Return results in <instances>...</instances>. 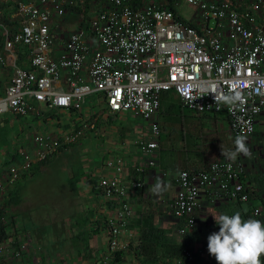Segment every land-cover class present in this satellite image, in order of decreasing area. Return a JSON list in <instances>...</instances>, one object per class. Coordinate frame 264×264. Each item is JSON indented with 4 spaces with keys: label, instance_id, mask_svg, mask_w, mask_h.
<instances>
[{
    "label": "built area",
    "instance_id": "obj_1",
    "mask_svg": "<svg viewBox=\"0 0 264 264\" xmlns=\"http://www.w3.org/2000/svg\"><path fill=\"white\" fill-rule=\"evenodd\" d=\"M6 1L15 5L21 26L13 29L0 20V64L12 70L0 99V112L9 110L19 116L59 109L77 112L91 94L109 115L131 111L151 119L158 111L162 91L173 89L196 114L225 111L235 139L254 133L264 108V0H252L241 12L227 0H183L192 6L200 29L171 7L104 0L102 10L83 18L71 30L63 21L67 7L75 4L72 0ZM223 29L233 43H223ZM21 47L29 53L28 66L15 60ZM226 95H239L242 100L215 102V96ZM81 118V125L62 133H37L33 156L21 150L22 162L9 167L8 183L32 161L46 159L76 142L93 124L87 115ZM159 131L158 122H153L151 134L139 144L143 153H156ZM148 162L154 164L155 160L149 158ZM241 170L240 159L224 156L205 167L180 168L173 174L176 190L168 209L183 222L182 237L197 225L203 190L212 188L217 197L247 200ZM99 182L107 197L126 194L116 178L104 177ZM132 186H142V181L135 180ZM252 209L256 217L261 214L260 205ZM115 211L116 217L109 220L112 251L127 246L119 237L133 212L126 204ZM11 242L0 240V264H17L23 259L26 243L15 247ZM193 258V251L186 250L174 264H191Z\"/></svg>",
    "mask_w": 264,
    "mask_h": 264
},
{
    "label": "crops",
    "instance_id": "obj_2",
    "mask_svg": "<svg viewBox=\"0 0 264 264\" xmlns=\"http://www.w3.org/2000/svg\"><path fill=\"white\" fill-rule=\"evenodd\" d=\"M79 4V9L83 12L86 6L81 7L84 0H72ZM219 1L225 0H205ZM230 7L244 11L247 4L252 0H227ZM100 3L103 9V3ZM133 6H142L146 3H155L160 6H167L174 9L175 13L183 20L193 23L200 29L196 16L193 15V8L183 0H129ZM71 6L69 5L67 9ZM90 10L89 18L100 11ZM81 11V14H82ZM80 13L76 10H67L64 15V23L68 29H75L82 24V19L76 17ZM0 15L5 19L4 24L10 25L13 29L20 28V19L15 5L9 1L0 0ZM221 39L226 45L233 43L230 40L227 29L221 32ZM3 48V37L0 33V48ZM26 49V48H25ZM59 53V52H57ZM16 62L20 66H28L29 53H25L23 48L18 49ZM21 64H19V62ZM12 70L7 65L0 64V99L5 96L6 88L10 83ZM176 98L179 107H184L180 96L173 89L164 90L161 93L160 105L156 117L148 119V123L143 125L118 123L119 116H140L133 112L107 114L103 104L93 95H87L81 110L73 112L66 109H59L50 113L29 114L19 116L9 110L0 112V208L4 209L5 222L7 224V237L11 244L18 247L26 243L27 250L23 259L17 264H46L45 257L41 252L42 236L48 233L44 225L50 223L55 229H63L74 232L79 228L76 242L68 243L62 247L66 250L68 258H73V264H174L175 259L182 258L173 255L175 250L182 246L193 251L194 257L200 258V264H217L215 257L208 251V236L219 231L216 224L221 214L232 215L240 212L242 218L249 219L253 215V207L260 205L261 214L256 220L264 222V108L258 114L254 133L246 138V145L250 148L251 154L245 156L238 154L235 159H240L242 170L240 176L244 182L247 192V200L240 201L229 196L214 195V189H205L200 193L201 208L196 213L197 225L182 237L179 229L183 222L172 218L168 203L172 199L176 185L173 174L180 168L199 169L205 167L209 162L223 158L221 150L224 152L235 150V138L232 134L231 121L226 112L205 113L202 115L191 112V126L197 140L200 136L206 140L204 151H197L193 157L184 158L182 156L168 155L165 157V148L162 141L163 128L158 114L165 104V96ZM170 96V97H171ZM171 97V98H172ZM170 106L174 103L169 102ZM87 115L88 120L93 123L85 129L84 134L76 141L60 152L52 154L43 160L32 161L28 169H22L18 178L8 183L7 173L9 167L20 164L22 157L21 150L33 156L36 145L33 143L34 136L39 132L62 133L63 131L76 128L82 123V115ZM158 122L159 148L156 153L147 155L140 149V141L150 135L153 122ZM167 133V132H166ZM206 134V135H205ZM87 140H92V148H98L102 153L100 161L85 159L80 165L68 164L66 184L68 192L64 200V205L71 204L70 210H78L74 214H67L62 217V225L56 227L55 210L62 208L59 202L53 210L39 208L34 205L30 197H26L23 191V180L32 175L36 169L46 164L54 156L73 148L74 145H82L87 148ZM90 149V148H89ZM174 157V162L171 158ZM149 158L155 160L154 164L148 162ZM112 161L111 165L108 162ZM169 169L170 174L167 172ZM104 177L116 178L126 194L114 195V198L104 194L100 179ZM157 178H163L165 183L171 188L156 194L152 187ZM141 180L142 186L133 187L135 180ZM81 198L79 202L77 197ZM116 197V198H115ZM68 198V199H67ZM78 201V203H76ZM122 204L128 205L132 210V215L125 227H122L120 241L127 244L125 248L112 251L110 248V225L109 220L116 217V209ZM45 207V206H43ZM81 211H80V210ZM55 216V217H54ZM75 216L79 220L74 221ZM2 217V218H3ZM53 218V219H52ZM80 221V222H79ZM67 222V223H66ZM69 222V223H68ZM206 249V250H205ZM264 257V256H263ZM195 261V260H194ZM191 264H198L196 261Z\"/></svg>",
    "mask_w": 264,
    "mask_h": 264
},
{
    "label": "rangeland",
    "instance_id": "obj_3",
    "mask_svg": "<svg viewBox=\"0 0 264 264\" xmlns=\"http://www.w3.org/2000/svg\"><path fill=\"white\" fill-rule=\"evenodd\" d=\"M101 2L102 0H84L80 8L86 6L85 12H83L81 9L78 10V3L73 4L75 5V8L74 6H71L67 10L73 9L80 12L76 15V17H80L81 20L90 14V10H100ZM170 96H165V105L162 106V111L158 114L159 120L167 132L166 133L163 130L164 133L162 135V141L165 148V157H167V154L174 157L175 155H178L182 156L183 160L184 158L193 157V155L199 150L204 151L203 145L206 143V140L202 137L203 135L200 136V140L196 139L190 121L191 117H193L191 116V112L187 108L179 107L176 103V98L172 96L171 98ZM171 101L174 103L173 106L169 105V102ZM155 115L156 114H154L151 119L156 117ZM148 121V119L145 120L142 117H134L131 115L127 116L126 118L119 116L117 122H123L124 124L129 125L131 124V126L134 127L136 124L142 125L143 123V125H145L148 123ZM87 142L89 143L87 144V148H85V146L82 147L80 144L74 145L73 148L63 152L61 155L52 157L46 164L36 169L32 175L21 180L24 183L23 191L25 196L30 197V200L33 202V204L37 205V210L39 208L53 210V208L59 204V202L62 203V208H59V210L54 209L56 214V217H54L55 219L58 218L57 220H59L56 223V227H59L64 223V221H61L63 216L78 212V210H70V207H73V205H64L63 199L66 198L68 192V184H66L65 179L67 175L68 164L65 162H69L70 164H74V166H76V164L80 165L81 161H84L85 159L93 160L95 163L100 161V155L102 154L100 150L98 148L91 147L92 140H87ZM186 155H188V157ZM174 157L171 158L172 163L174 162ZM167 172L170 174L169 169H167ZM174 173H176V171ZM76 197L80 202L81 198L79 196ZM78 201H76V203H78ZM73 218L74 221L79 220L78 216ZM172 219L173 216L171 220ZM51 224L52 223L44 225V228L48 230V233H44L42 236H40L42 238L40 239L42 241L41 243L44 244L40 250L45 257V263L73 264L74 259L68 258V252L66 250H62V247L66 246L68 243L71 244L77 241L79 228H76L74 232H68L67 230L60 228L55 229V227L51 226ZM194 260L198 264L201 262L199 257H194L193 261Z\"/></svg>",
    "mask_w": 264,
    "mask_h": 264
},
{
    "label": "clouds",
    "instance_id": "obj_4",
    "mask_svg": "<svg viewBox=\"0 0 264 264\" xmlns=\"http://www.w3.org/2000/svg\"><path fill=\"white\" fill-rule=\"evenodd\" d=\"M215 102L232 104L237 100H242L239 95H226L214 97ZM235 150L224 152L221 155L229 160H234L238 154L248 156L251 154L250 148L246 145V138L238 136L235 141ZM171 188L165 183L163 178H157L152 187V191L160 194ZM219 231L208 236V251L215 257L217 264H262L261 257L264 256V222L256 219H244L240 212L232 215L221 214L219 221Z\"/></svg>",
    "mask_w": 264,
    "mask_h": 264
},
{
    "label": "trees",
    "instance_id": "obj_5",
    "mask_svg": "<svg viewBox=\"0 0 264 264\" xmlns=\"http://www.w3.org/2000/svg\"><path fill=\"white\" fill-rule=\"evenodd\" d=\"M173 9V8H172ZM174 10V9H173ZM0 20L1 22H4L5 19L2 15H0ZM23 50L25 51V53H27L26 49L23 48ZM19 64H21L20 61H18ZM253 211V215L251 217V219H256V215H254V209L252 210ZM4 209L3 208H0V240L4 239L7 237V224L6 222L2 219L3 215H4ZM188 250L187 248H185L184 246H182L181 248H179L178 250H175L173 252V255L176 256V257H183V253L184 251ZM116 254L115 255H118L119 251L115 252ZM184 260V259H183ZM261 262L262 264H264V257L262 256L261 257ZM186 264H188L186 261H185ZM190 264V263H189Z\"/></svg>",
    "mask_w": 264,
    "mask_h": 264
}]
</instances>
